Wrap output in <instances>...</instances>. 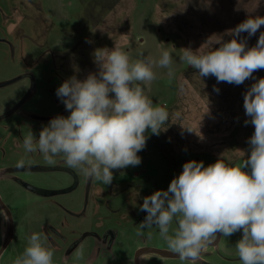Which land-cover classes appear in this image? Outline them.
<instances>
[{"label": "rangeland", "instance_id": "rangeland-1", "mask_svg": "<svg viewBox=\"0 0 264 264\" xmlns=\"http://www.w3.org/2000/svg\"><path fill=\"white\" fill-rule=\"evenodd\" d=\"M256 4L257 0H0V85L23 74H30L33 80L21 78L0 86L4 112L11 109L14 97L25 99L23 107L4 118L0 133V196L17 221L55 222L53 214L61 212L50 207L63 206L72 215L83 217L80 222L86 229L113 231V251L104 256L101 248V259L95 264H133L132 256L141 247L170 251L156 226L139 228L147 214L140 210L143 198L167 190L187 161H203L208 166L220 159L229 166L239 165L244 159L242 152L248 154L247 141L254 132L251 123H244L250 118L245 115L243 95L264 78V69L240 85L218 83L214 76L199 78L197 70L180 59L183 49L196 51L212 34H224L249 15L264 16V0ZM260 32L264 26L251 37L244 32L237 39H245L247 47H252ZM231 38L223 35L225 41ZM113 47L126 51L132 62H156L163 51L172 55V79L167 68L153 63L156 79L141 85L154 106L169 111L167 130L158 136L147 133L146 146L137 153L141 163L113 170L110 185L85 178L72 168L79 185L68 194L41 199L19 188L9 180L7 168L21 159L25 164L67 166L63 157L49 164L38 151L28 153L23 140L30 132L38 138L52 118L69 115L56 95L57 88L74 75L84 80L89 73H97L94 51ZM17 177L44 189L71 183V178L60 172ZM34 201L48 204L36 205ZM176 227L174 220L170 234ZM241 236L242 231L220 236L217 245L207 246L195 264H239L224 261L216 253L235 260V245ZM138 262L192 264L191 260L154 254L142 255Z\"/></svg>", "mask_w": 264, "mask_h": 264}, {"label": "clouds", "instance_id": "clouds-1", "mask_svg": "<svg viewBox=\"0 0 264 264\" xmlns=\"http://www.w3.org/2000/svg\"><path fill=\"white\" fill-rule=\"evenodd\" d=\"M261 26L264 16L249 15L224 34L209 36L199 51L184 48L180 59L196 69L199 78L214 76L218 83L240 85L264 69V32L252 47L237 38L244 32L253 36ZM223 35L232 38L225 41ZM93 62L97 73H89L84 80L74 75L56 90L69 115L52 118L38 138L30 132L23 146L28 153H41L49 164L63 157L69 168L79 169L85 178L110 185L113 170L141 163L137 153L145 148L147 133L158 136L167 130L169 111L154 106L141 86L156 79L153 63L167 68L169 79L175 72L168 51L156 62H132L118 47L100 48L94 51ZM243 107L250 118L244 123H251L254 132L247 141L248 154L241 151L244 159L239 165L229 166L220 159L208 166L203 161H187L167 190L154 191L140 205L147 214L139 228L156 226L167 248L180 260L195 264L217 233L230 237L242 231L235 245L239 264H264V78L244 93ZM25 163L21 159L17 167ZM174 220L177 227L170 234ZM42 238L41 233H33L14 264H53V251L43 246ZM83 255L81 248L76 259Z\"/></svg>", "mask_w": 264, "mask_h": 264}, {"label": "flooded vegetation", "instance_id": "flooded-vegetation-1", "mask_svg": "<svg viewBox=\"0 0 264 264\" xmlns=\"http://www.w3.org/2000/svg\"><path fill=\"white\" fill-rule=\"evenodd\" d=\"M21 76H23V78H27L28 82H30V80L33 81L32 76L30 74H23ZM14 98L15 99L13 101H10L13 102L11 109L7 112H4L3 96H0V133H2L3 131L2 126L4 125V118H8L9 116H11L15 110L23 107L25 103V99L22 97L18 96ZM25 165L31 164L29 163ZM59 166L68 167L63 165ZM15 168H17V165H13L7 168V173L10 175L9 180L13 181L19 188L24 189L18 183V181H26L18 178L17 175L31 172L14 171ZM70 169L74 171L72 168ZM60 173L68 175L71 178V183L62 188L49 190L64 189L73 183L74 179L72 175L66 172ZM75 175L77 177V183L75 188H77V186L79 185V179L76 173ZM26 192L30 193L31 195L33 194L41 199L65 195L61 194L51 197H41L28 190H26ZM34 204H44L46 206L48 203L34 201ZM50 208L56 209L61 212L60 215H58L56 212L53 214L54 216L52 215L54 217V220H56L55 222H25L24 220L19 222L15 218L14 213L10 210L8 206H6L4 200L0 196V264H14L16 258L23 254L25 247L28 245V240L33 233H41L43 237V246L53 251V264H83L86 261H88L89 264H95L99 263L101 259V248H103L104 256H106V254H110V252L113 251V244L116 239V234L113 231L105 230L100 232L99 230L93 228L86 229L85 226L80 222L83 220V217L72 215V213L66 211V207L56 206ZM39 209L46 208H42V206H40ZM49 216L51 215H46L44 217ZM69 220L76 221L70 223ZM81 248H83L84 252L83 258L77 260L76 253ZM143 248L148 247H141L134 252L132 256L133 264H139L138 261L140 256L145 255L138 254L136 256L138 251L142 250ZM216 254L219 258H222L224 261H239L238 257H236V259L234 260L231 258L224 257L218 252Z\"/></svg>", "mask_w": 264, "mask_h": 264}, {"label": "water", "instance_id": "water-1", "mask_svg": "<svg viewBox=\"0 0 264 264\" xmlns=\"http://www.w3.org/2000/svg\"><path fill=\"white\" fill-rule=\"evenodd\" d=\"M20 78H23V76H20V77H16L0 86H4V85H7V84H11L13 82H16L17 80H19ZM9 114V113H8ZM7 115V114H6ZM5 115V116H6ZM14 171H21V172H33V173H36V172H66L70 175H72L73 177V183L64 188V189H59V190H49V189H44V188H39V187H36V186H33V185H30L26 182H23V181H18V183L26 190L38 195V196H41V197H51V196H56V195H61V194H66V193H69L71 192L75 186H76V183H77V177L74 173V171H72L70 168L68 167H62V166H45V165H37V164H31V165H25L24 167H17L14 169ZM220 234L217 233V238L211 243V244H208L209 246H216L219 239H220ZM138 254H154V255H159V256H162V257H168V258H172V259H180L178 254H175L171 251H168V250H164V249H154V248H143L142 250L138 251V253L136 254V256ZM186 260H190V259H186Z\"/></svg>", "mask_w": 264, "mask_h": 264}]
</instances>
